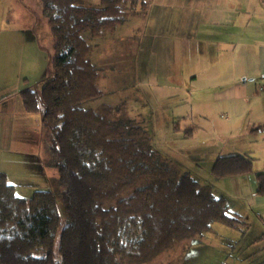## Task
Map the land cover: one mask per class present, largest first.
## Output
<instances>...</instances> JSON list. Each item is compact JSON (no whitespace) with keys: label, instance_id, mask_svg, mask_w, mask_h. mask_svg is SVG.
<instances>
[{"label":"trees","instance_id":"1","mask_svg":"<svg viewBox=\"0 0 264 264\" xmlns=\"http://www.w3.org/2000/svg\"><path fill=\"white\" fill-rule=\"evenodd\" d=\"M53 37L52 77L38 94L21 93L26 113L43 108L45 164L64 189L66 223L54 194L19 197L0 173V264H145L176 240L202 235L220 223L247 231L228 200L152 147L126 103L92 105L105 97L102 71L90 43L112 34L140 0H40ZM145 2L142 3L145 6ZM175 130L179 127L176 125ZM194 128L186 132L193 133ZM247 155L218 157L214 178L254 172ZM264 195V173H257ZM264 234L256 241H263ZM261 264H264V259Z\"/></svg>","mask_w":264,"mask_h":264},{"label":"rangeland","instance_id":"2","mask_svg":"<svg viewBox=\"0 0 264 264\" xmlns=\"http://www.w3.org/2000/svg\"><path fill=\"white\" fill-rule=\"evenodd\" d=\"M80 3L101 6V0ZM184 8L185 0H140L136 6L130 2L126 21L112 34L100 40L85 35L99 45L92 63L102 71L100 87L106 93L91 104L126 103L134 124L149 133L155 151L233 203L232 181L212 174L213 159L231 148V130L219 105L199 103L206 93L196 96L195 90L200 84L207 87L209 77L201 75L194 82L183 62ZM53 45L40 0H0V97L15 106L9 143L0 144V173L19 197L29 199L34 190L54 194L61 218L58 240L67 214L64 189L56 171L45 164L43 108L40 105L36 113L21 111L20 96L25 90L39 94L52 77ZM209 107L213 115L202 117ZM191 128L192 135L186 136ZM244 221L249 225L246 232L215 223L207 233L176 240L145 264H261L264 240H256L264 223L250 213Z\"/></svg>","mask_w":264,"mask_h":264},{"label":"crops","instance_id":"3","mask_svg":"<svg viewBox=\"0 0 264 264\" xmlns=\"http://www.w3.org/2000/svg\"><path fill=\"white\" fill-rule=\"evenodd\" d=\"M181 38L192 80L209 77L207 87L200 84L195 90L196 96L206 93L199 103L219 105L228 120L231 148L218 156L254 159L253 173L220 179L234 184L233 203L222 196L233 212L243 218L250 213L264 223V195L257 193V173H264V0H185ZM3 98L0 144H8L15 106ZM211 111L209 107L202 117H211Z\"/></svg>","mask_w":264,"mask_h":264}]
</instances>
